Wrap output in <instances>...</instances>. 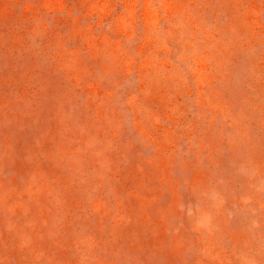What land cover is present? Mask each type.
<instances>
[{
	"label": "rangeland",
	"instance_id": "1",
	"mask_svg": "<svg viewBox=\"0 0 264 264\" xmlns=\"http://www.w3.org/2000/svg\"><path fill=\"white\" fill-rule=\"evenodd\" d=\"M0 264H264V0H0Z\"/></svg>",
	"mask_w": 264,
	"mask_h": 264
}]
</instances>
